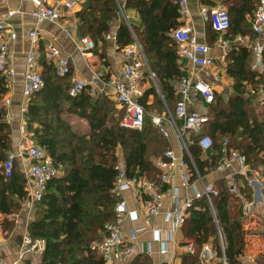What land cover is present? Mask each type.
I'll use <instances>...</instances> for the list:
<instances>
[{
    "label": "trees",
    "instance_id": "obj_1",
    "mask_svg": "<svg viewBox=\"0 0 264 264\" xmlns=\"http://www.w3.org/2000/svg\"><path fill=\"white\" fill-rule=\"evenodd\" d=\"M257 6L255 0H233L229 6V32L244 36L251 34L247 19L254 15ZM126 8L135 9L141 17L143 29L134 31V35L163 97L152 85L141 101L147 113L144 129L141 132L127 130L116 122L112 123L111 118L116 114L113 101L106 96L93 98L88 93L77 98L70 97L68 78H59L53 66L46 65L43 75L45 88L32 97L26 123L35 133L38 144L46 149L60 169L61 175L48 184L42 202L34 211V221L29 226L33 240L46 242V250L38 264H103L102 258L90 247L93 242L102 239L105 225L115 220L118 199L113 190L118 174L116 167L120 161L118 152L122 153L129 178L139 174L158 184L159 170L153 160L163 157L172 148L170 141L153 125L149 114L157 111L165 113L166 107L173 116L176 112L179 101L176 85L184 75L179 64L178 46L170 35L182 26L179 22L181 17L172 0H127ZM79 15L81 32L90 34L95 43L104 42V35L117 19V1L93 0ZM214 33L211 23H207V34ZM133 43L131 31L123 23L117 32V45L121 50ZM252 56L253 53L243 47L228 53L227 72L234 80L235 96L226 102L215 95V102L209 108L210 120L204 134L214 142L210 159L204 157L197 145V137H193L196 143L190 147L202 176L217 169L224 138H229L232 149L246 156L252 169L264 166V121H259L253 96L244 97L247 93L245 83L262 86L264 82V77L257 79V74L252 72ZM8 91V85L0 75V101ZM150 96H153L152 103L148 101ZM65 114L86 120L90 133H77ZM4 115L5 110L0 109V211L12 213L21 210L13 197L24 200L26 193L21 172L14 169L12 177L6 178L1 167L12 146L11 128L3 122ZM242 182L245 186L241 197L237 198L229 193L225 179L216 182L219 194L212 201L218 225L207 199L201 197L195 200V207L200 209L193 211L195 216L186 222L183 231L185 238L193 242L196 254L186 257L183 264H200L199 253L205 244H211L220 257L218 229L224 237L228 263H241L246 247L245 236L253 234L243 227L241 201L251 198V191L246 186V178ZM231 201H235L234 207ZM141 259L133 264H142ZM28 264L31 262L28 261Z\"/></svg>",
    "mask_w": 264,
    "mask_h": 264
},
{
    "label": "built area",
    "instance_id": "obj_2",
    "mask_svg": "<svg viewBox=\"0 0 264 264\" xmlns=\"http://www.w3.org/2000/svg\"><path fill=\"white\" fill-rule=\"evenodd\" d=\"M34 11L32 16L38 23L49 22L59 23L66 14H71L79 6L82 0H56L55 4H50L48 0H29ZM177 6L181 20H186L191 16L188 0H173ZM121 8V7H120ZM120 13L123 15L122 8ZM15 12H10L12 17ZM201 15L206 23H211L212 29L219 36L218 46L223 51V57L229 53V43L224 39L231 28V17L229 9L224 5L204 6ZM8 25L0 24V31H4ZM251 31L264 39V0H258V6L250 20ZM172 40L178 46L179 58L189 61L194 67L203 71L210 69L215 62L211 56V48L200 42L204 38V33L195 32L190 26L184 25L171 32ZM30 38L34 48L39 47L40 31L35 28L30 33ZM108 34L107 39H112ZM16 34L10 36V40H15ZM242 42V38L239 39ZM264 42V40H263ZM82 52L88 53L96 48V43L89 37L81 40ZM124 56L128 59L122 71L120 80H113L106 88L94 86L100 76L93 74L89 81L76 79L68 89V94L72 98L82 96L88 92L96 98L106 92H110L115 103L123 109V114L118 118L120 127L141 132L145 127L147 113L141 104L145 96V83L147 80L155 81L147 58L137 40L124 50ZM41 58L38 50L31 51L27 56V72L24 79L23 105L21 109L22 123L20 127V139L17 151H11L3 163V173L6 178L12 177L14 165L17 158L27 157L28 164L23 165V177L25 180V191L28 198V215L33 217L38 204L44 198L48 184L60 176V169L56 167L46 149L37 142L35 133L29 129L26 123V114L32 97L45 88V81L42 74L37 70V62ZM46 58L55 65L56 75L64 78L71 73L70 60L62 56L58 46L49 44L46 48ZM0 75L10 86L15 78V70L8 62V46H0ZM209 77V75H207ZM90 86V87H89ZM176 91L179 101L175 115L167 110L164 115H153L152 123L167 140L175 138L180 146L178 155L172 148L167 150L163 157L154 159L153 163L159 170L158 180L161 185H171L175 171L179 172L180 186H172L169 194L173 200V209L164 215L165 230L154 227L153 221L162 212V201L164 195L157 189V185L150 182L139 174L129 178L126 169L117 165L118 172L113 193L118 199L115 206V220L105 225V233L101 240L93 242L90 249L96 252L103 261V264H124L125 261L137 255H152L154 245L159 246L161 255H168L177 244L176 234L183 228L191 218L195 209V200L205 197L216 219L212 198L219 194L214 183L206 182V177L202 176L190 153L191 145L196 141L204 155L211 154L214 149V142L210 136L204 134V128L209 123L208 112L199 109V105H205L209 109L215 102L214 85L199 78L184 75L177 83ZM257 102L264 106V82L258 93ZM3 106L10 109L11 100L4 98ZM11 120L10 112L5 116V121ZM171 129V130H170ZM239 167L233 173L226 175L223 179L227 182V189L232 196L241 197L243 182L238 181L235 176L241 175L246 178L247 188L251 191V198L243 199L241 202V213L243 219L249 220L255 216L254 208L257 203L261 204V212L264 215V166L259 169H252L247 162L246 156L238 150L230 147L227 139L223 140L219 151V161L217 169L213 172L222 174L233 170L234 166ZM194 178V180H193ZM201 186V190L198 189ZM192 189L195 192L193 197L183 198L180 188ZM136 192L147 200V209L143 215L137 209H131L125 195L129 192ZM167 194V193H166ZM144 217L145 224L142 227H135L129 231V237L124 234L123 223L126 219L138 221ZM150 231L152 240L147 243L140 242L139 236ZM221 256L211 245L205 244L199 253L200 264H229L225 256V242L220 229H218ZM183 249L188 254H196V248L192 243L183 245ZM46 250L44 240L34 241L29 233L22 238L19 249L18 260L14 264H28L26 256L31 252L43 253ZM175 250L173 251V253Z\"/></svg>",
    "mask_w": 264,
    "mask_h": 264
},
{
    "label": "crops",
    "instance_id": "obj_3",
    "mask_svg": "<svg viewBox=\"0 0 264 264\" xmlns=\"http://www.w3.org/2000/svg\"><path fill=\"white\" fill-rule=\"evenodd\" d=\"M91 1L93 0H82V2L73 11V13L66 14L65 17L57 24H52L49 22L40 24L32 16L34 6L29 0H0V24L8 25L4 31H0V46L3 44H7L8 62L9 65L15 70V78L12 84L8 86V93L3 97V101L5 97H8L11 100L10 109H6L3 106V103L2 105H0V109L5 110L3 122L9 125L11 128L10 139L12 142V146L10 151L7 153V156L11 151H17L18 142L20 139L24 79L27 72V56L31 51L39 49L41 53V58L37 62L36 66L37 70L42 74L43 77L44 73L46 72V65H52L55 69V65L53 63H50L46 58V48L49 44L58 46L62 56L68 58L71 63V73L66 76L68 78L67 80L69 86L74 80L78 78L89 81L93 74H97L100 76L99 81L94 84V86H98L99 88H106L108 87L107 85L111 83V81L120 80L122 78L123 68L126 64H128V59L124 56V50L127 48L121 50L119 49L117 45V32L120 26L124 23L130 29L134 41L137 40L136 36L134 35V31H142L143 26L141 17L135 9L126 8L127 0H116L118 7L117 19L111 23L109 32L104 35V42H97L95 50L84 53L82 52L83 45L81 43V40L85 37H89L92 40L93 38L90 34H83L81 32V19L79 14L83 11H86L88 4ZM232 1L233 0H188L191 16L185 21L181 19L179 20L182 26H190L195 32L205 34L204 38H200V42L206 43L211 48L210 54L215 59L214 65L206 71H203L198 67H194L189 61L180 59L179 64L183 75H189L196 78L199 77L213 84L216 95L222 97L226 102L230 98L235 96L233 87L234 80L227 72V57H223V51L218 46L219 36L217 34L215 35V33L211 35L207 34V23L202 18L201 9L204 6L215 5H224L229 9ZM48 2L50 4H55L56 0H48ZM255 2L258 5V0H255ZM120 7L122 8L123 15L120 13ZM12 11L15 12V14L10 17L9 13ZM251 17L252 16H248L247 19L249 24ZM35 28H38L40 31V41L38 48H34L30 38V33ZM229 31L223 35L224 39L229 43V52L233 49L238 50L240 47L249 49L253 53L251 63L252 72L257 74V79H259V77H264L263 37L257 36L253 32H251V34L249 35L244 36L241 34H233L232 31ZM13 33L16 34V39L10 40V36ZM108 34H111L113 38L107 39ZM240 38H242V42H239ZM207 75H209V77H207ZM152 85L155 86L159 95L163 97L156 82V78L155 81H146L145 92L149 90ZM245 87L247 93L244 95V97L247 98L249 96H253L252 102L260 116L259 121H264V107L260 106L257 102V97L261 85L252 86L248 83H245ZM100 96H106L114 102L116 107V114L111 119L112 123L117 122L118 118L123 114V109L115 103L109 91ZM148 101L149 103H152L153 96H150ZM199 109L204 112L209 111V109H207L205 105L201 104L199 105ZM167 110H169L168 107H166V112ZM8 112H10L11 120L9 122H6L5 116ZM69 116L71 117H69L67 121L71 124L72 128L77 131V133L82 135H87L90 133V126L86 120L81 119L76 115ZM225 139L229 141V138H224V140ZM174 140V143L170 140L169 141L171 143L172 149L179 155L180 146L175 138ZM118 156L120 159L118 165L125 168V163L121 151L118 152ZM204 157L206 159H210L211 154L204 155ZM28 162L29 161L27 157H19L15 161L14 169L19 170L23 176V165L28 164ZM1 167H3V164H1ZM238 169L239 167L235 165L233 170L226 171L221 175H214L215 172H211L205 177L208 178L207 182L214 183L216 186V182L218 180H222L224 177H226V175L231 174L234 170ZM235 178L238 181L242 182L245 177L236 175ZM156 185L158 191L162 193L164 197L162 201V212L160 216L153 221V226L158 229L165 230L167 226L164 224V215L165 213L173 209V200L171 195L169 194V190L172 186L181 185L179 172L175 171L171 185L163 186L160 183ZM197 188L201 190L200 185H198ZM180 194L183 198L188 196L193 197L195 195V192L192 189H184L182 187L180 188ZM125 197L128 201L129 207L131 209L139 210V212L143 215L148 206L146 201L147 199L142 198L135 191L127 193ZM13 199L15 203L20 204L21 210L19 212L4 213L0 211V264H14L18 260L22 238L26 233H29V226L34 221V214L33 217H31L32 219H30V216L27 213V194L24 200H20L17 196H14ZM230 204L232 207L236 205L235 201H231ZM199 209L200 208L195 209V211H199ZM254 213L255 216L252 219H243L244 230L251 231L253 234H246L245 252L240 259L243 261H247L245 256H247V254H250L251 256H247L250 261L249 264H264V226L261 229V224L264 223V215L261 212L260 203L256 204ZM194 216L195 215L192 213L191 218H193ZM144 224L145 221L143 216L138 221H130L129 219H126L123 223L124 234L129 237V231L132 228L142 227ZM152 238L153 236L150 231L139 236L140 242L143 243L150 242ZM176 238L177 244L175 248L173 247V250L170 254L161 255L159 253V246L154 245V253L151 256L140 254L132 259H129L128 261H125L124 264H133L138 258H142V264H183V261L186 257L193 256L188 254L187 251L183 249V245L187 243L193 244V242L185 238L183 228L177 232ZM256 244H258V247H256ZM258 249L261 250L260 253L257 252L260 251ZM174 250L175 252L173 253ZM257 253H259V255H257ZM41 255L42 253L37 252L29 253L26 256L27 263L28 261H30L31 264H38L40 262ZM146 259H148L149 261L146 262Z\"/></svg>",
    "mask_w": 264,
    "mask_h": 264
},
{
    "label": "rangeland",
    "instance_id": "obj_4",
    "mask_svg": "<svg viewBox=\"0 0 264 264\" xmlns=\"http://www.w3.org/2000/svg\"><path fill=\"white\" fill-rule=\"evenodd\" d=\"M2 103H3V98H2V100L0 101V105H2ZM165 112V111H164ZM166 113V112H165ZM158 114H160V115H163L164 113L163 112H161V111H157V112H150V114H149V117L152 119V116L153 115H158ZM64 117L66 118V119H69V117H71V116H69V115H67V114H65L64 115ZM116 123H118V121L116 122ZM119 124V123H118ZM170 141H172L173 143H174V138H172ZM214 175H221V174H218V173H215ZM208 181V178L206 177V182ZM262 225V227H261V229L263 228V226H264V223H262L261 224ZM257 246L256 247H258V244H256ZM258 250H260V249H258ZM257 252H261V250L260 251H257ZM259 253H257V255H259ZM250 254H247V256H249ZM247 256H245V258L247 259V261L246 260H241V263H239V264H249L250 263V261H249V258L247 257ZM251 256V255H250Z\"/></svg>",
    "mask_w": 264,
    "mask_h": 264
}]
</instances>
